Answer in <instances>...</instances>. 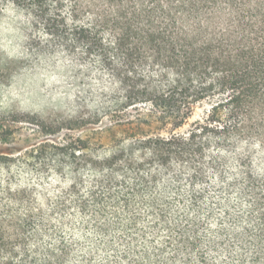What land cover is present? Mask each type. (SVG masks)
<instances>
[{
  "label": "clouds",
  "instance_id": "1",
  "mask_svg": "<svg viewBox=\"0 0 264 264\" xmlns=\"http://www.w3.org/2000/svg\"><path fill=\"white\" fill-rule=\"evenodd\" d=\"M65 3L67 7L62 15L67 16L66 23L73 26V14L69 12L72 9L81 17L75 23L90 30L89 46H94L97 62L108 54L119 56L117 50L127 51L126 46L133 51L142 48L138 33L152 27L146 20L131 23L134 17L143 20L148 10L155 8L154 4L145 5L140 0H65ZM246 11L251 15L264 12V0H252L246 5ZM170 12L174 9L168 4L157 10L165 23V14ZM18 18L23 20V14ZM31 18L29 14L27 19ZM9 32L11 39L0 43V113L30 112L34 119L76 115L68 102L77 98L78 89L63 75V62L46 63L40 53L29 52L27 48L21 50L20 44L14 41H24L27 37L17 35L15 29ZM227 32L226 27L216 29L201 17L191 25H179L171 39L180 42L200 35L202 39L197 42H204L222 39ZM63 55L60 52L50 60L59 61ZM225 123L238 130L232 133V142L237 146L212 154L219 162L215 171L208 167L201 172L199 166L181 169L175 162L169 165L167 157L160 155L165 151L163 146L151 149L138 146L140 150H136L130 147L129 140L106 145L99 151L93 149L87 154L77 151L76 166L80 171L65 168L66 175L61 178L55 175L54 169H49L54 177L51 183L43 180L37 183L30 173H25L27 180L17 178L9 182L8 176L16 172L14 165L12 172L0 180L3 198L0 220L4 221L6 238L13 242L11 251L3 259L26 264L27 253V260L36 258L37 264L49 261L51 264H200L203 254L207 264H249L252 256L264 248V215L259 211L264 200V167L258 168L255 162L248 167L243 158L253 150L257 155H264V121L249 113ZM218 127L224 128V124ZM153 164L171 167L169 176H183L186 182L177 187L170 185L169 177H164L152 185V177L162 175L160 167ZM193 172L196 177L203 176V182L193 177ZM23 188L36 191L18 195ZM197 200L203 205L199 210H196ZM166 201L164 211L168 218L160 222V228L148 229V213H161ZM213 209L211 228L216 232H209L208 227L200 228V224ZM225 211L230 214L231 224L222 215ZM177 217L189 226L181 229L180 234L187 237L183 246L178 244L179 236L174 231L178 226ZM33 218L37 224L30 232L17 231V224ZM217 218L226 222L217 225ZM152 219L156 222L155 215ZM220 232L223 234H217ZM18 239L27 243H17ZM165 241H170L172 247ZM189 241L198 245L195 251L188 247ZM216 241L222 243L216 244Z\"/></svg>",
  "mask_w": 264,
  "mask_h": 264
},
{
  "label": "trees",
  "instance_id": "2",
  "mask_svg": "<svg viewBox=\"0 0 264 264\" xmlns=\"http://www.w3.org/2000/svg\"><path fill=\"white\" fill-rule=\"evenodd\" d=\"M140 2L155 5L143 20L134 17L131 21L136 24L146 20L152 25L146 32L138 33L142 37V48L133 51L126 46L127 51L117 50L119 56L108 54L101 56L97 62L95 48L89 46L90 30L75 23L81 18L80 15L69 9L74 23L73 26L66 23L67 16L62 15L67 7L65 0H0V17L6 19L9 28L17 30L18 35L27 37L24 41H14L20 44L21 50L27 48L29 52L40 53L46 63L63 62V75L72 87L78 89L75 94L77 98L72 104H76V110L80 112L77 119L71 115L67 117L70 126L76 124L80 117L84 122H80L83 123L81 127L91 126L89 131H80L76 137L66 133L71 128L45 129L46 138L42 143L27 150L15 165L16 172L9 177L11 182L17 178L27 180L25 173H30L37 183L41 180L51 183L54 177L49 169H54L55 175L61 178L66 175L65 168L80 171L76 166L79 160L77 151L87 154L93 149L99 151L106 145L114 146L124 140H129L130 147L136 150H140L138 146H148L149 149L163 146L165 151L160 155L167 157L169 165L175 162L181 169L199 166L201 172L208 167L215 171L219 162L212 154L237 146L232 142V133L238 130L225 121L238 120L249 113H255L264 121V12L249 14L246 5L252 0ZM163 4L174 9V12L165 14L167 23L157 13ZM21 13L23 20L18 18ZM29 14L31 19H27ZM201 17L216 29L226 27L227 34L222 39L204 42H197L202 39L200 35L180 42L171 39L179 25H191ZM158 20L159 24L156 23ZM128 39L132 40L131 30ZM60 52L64 55L59 57V61L50 60ZM104 119L107 124L102 125L101 120ZM99 123L101 125L95 126ZM220 124H224V128L218 127ZM244 151L248 152L247 146H244ZM243 159L248 167L253 162L258 168L264 167V155H257L255 150ZM153 167H160L162 175L152 177V185L164 177H169L170 185L177 187L186 182L183 176H169L173 169L167 165L153 164ZM84 168L87 169L88 165H84ZM192 176L196 177V172ZM196 178L202 182L204 180L203 176ZM29 191L36 189L23 188L18 195L26 196ZM167 203L161 206V213H148V229L160 228V222L168 218L164 211ZM202 207L201 201L197 200L196 210ZM67 210L71 211L70 208ZM259 211L264 215V200ZM214 212L215 209L209 212L200 228L208 227L209 232H216L211 228ZM154 215L156 222L152 219ZM222 215L229 218L227 222L231 224L230 214L225 211ZM176 220L178 226L174 231L179 236L178 244L183 246L187 237L180 234L181 229L189 226L180 217ZM225 222L222 218L215 220L217 225ZM36 224L33 218L27 223L17 224V231L27 234ZM4 229V221L0 220V264H14L13 259H3L11 251L13 243L6 238ZM16 242L27 243L23 239ZM165 243L172 247L170 241ZM197 246L194 241H189L188 247L192 251ZM25 260L26 264H37L36 258L27 260V253ZM262 262L264 248L252 256L249 264ZM200 264H207L203 254Z\"/></svg>",
  "mask_w": 264,
  "mask_h": 264
},
{
  "label": "rangeland",
  "instance_id": "3",
  "mask_svg": "<svg viewBox=\"0 0 264 264\" xmlns=\"http://www.w3.org/2000/svg\"><path fill=\"white\" fill-rule=\"evenodd\" d=\"M9 29L8 21L0 17V43L4 42L6 39H11ZM16 41L18 42V40ZM72 102L73 101L68 102L69 107L72 111L75 110L76 115H74V117L77 119L80 111L76 110L78 106L72 104ZM33 116L34 114L30 112L10 111L7 113H0V180L4 179L6 173L12 172L13 166L20 162V158H23V154L27 150L42 143L46 138V134H44L45 129L50 131L51 129L54 130L56 127H62L63 129L71 128V130L66 133L76 137L81 133L80 131H89L91 128V126L81 127L84 123L83 117H80L76 124L74 123L70 126V119L67 118L68 116L48 119H34ZM80 122L83 123L81 124ZM101 123L102 125L107 124L106 119L101 120ZM98 125L101 124L99 123L95 126ZM61 133H65V131ZM9 177L10 176H8V181L11 182ZM8 195L11 196L12 193L9 192ZM2 199L3 198L0 197V202H2Z\"/></svg>",
  "mask_w": 264,
  "mask_h": 264
}]
</instances>
